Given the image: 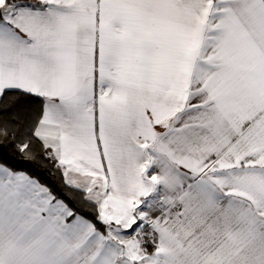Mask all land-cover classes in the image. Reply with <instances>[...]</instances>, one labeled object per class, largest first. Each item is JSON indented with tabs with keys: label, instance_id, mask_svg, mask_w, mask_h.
<instances>
[{
	"label": "snow or ice",
	"instance_id": "obj_1",
	"mask_svg": "<svg viewBox=\"0 0 264 264\" xmlns=\"http://www.w3.org/2000/svg\"><path fill=\"white\" fill-rule=\"evenodd\" d=\"M0 264H264V0H0Z\"/></svg>",
	"mask_w": 264,
	"mask_h": 264
},
{
	"label": "trees",
	"instance_id": "obj_2",
	"mask_svg": "<svg viewBox=\"0 0 264 264\" xmlns=\"http://www.w3.org/2000/svg\"><path fill=\"white\" fill-rule=\"evenodd\" d=\"M16 158L18 159L19 157H16ZM40 171L43 172L44 178L46 179L47 182H49L53 186L54 190H56L57 192L62 191L60 186H59V182L57 181V179L55 177L51 176L44 169H40Z\"/></svg>",
	"mask_w": 264,
	"mask_h": 264
}]
</instances>
